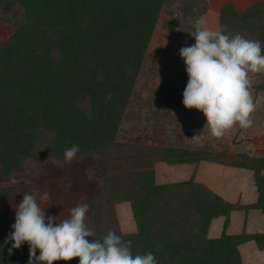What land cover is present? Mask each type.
I'll return each instance as SVG.
<instances>
[{
    "label": "trees",
    "instance_id": "obj_1",
    "mask_svg": "<svg viewBox=\"0 0 264 264\" xmlns=\"http://www.w3.org/2000/svg\"><path fill=\"white\" fill-rule=\"evenodd\" d=\"M170 3L0 0V21L16 27L9 39L0 38V226L12 220L2 202L36 193L37 178L23 177L28 163L41 172L49 164L71 165L84 175L87 222L97 239L115 231L132 241L133 255L151 252L158 264H243L239 246L251 241L264 251V233L227 234L234 211L264 214V156L119 140L162 12L175 35L183 19L194 17L193 7L189 16L176 17ZM218 19L221 32L258 40L264 49V1L244 10L228 3ZM74 144L80 153L66 164L63 153ZM201 162L251 171L257 201L230 203L194 177L156 182L159 163L193 165L196 172ZM123 203L130 204L136 233L120 229L116 206ZM221 217L224 231L212 239L210 227ZM8 234L0 229V264H29L27 244L9 254Z\"/></svg>",
    "mask_w": 264,
    "mask_h": 264
},
{
    "label": "rangeland",
    "instance_id": "obj_2",
    "mask_svg": "<svg viewBox=\"0 0 264 264\" xmlns=\"http://www.w3.org/2000/svg\"><path fill=\"white\" fill-rule=\"evenodd\" d=\"M264 0H170V5L175 11L176 17L190 15L188 8H194V17L182 20L178 35L165 27V20L169 14L164 10L157 26L155 35L149 46L147 60L137 81L134 96L131 100V109L125 118L121 129L120 141H140L150 145L189 146L192 148H211L216 151L228 150L232 153L248 154L251 156H264V90L258 86L264 85V72H249L251 80L250 92L256 104V110L252 113L253 125L251 128H241L238 124L229 129L221 138L212 136L209 128H206V118L202 112L195 109L189 110L183 104V92L188 83V75L184 61L180 58L179 51L194 42L191 32L195 31L194 21L201 12L206 20V26L213 31H219V12L221 8L232 3L239 10L251 7L255 3ZM207 10L204 11V8ZM176 7V8H175ZM16 27L0 21V38L7 40L15 32ZM195 43V42H194ZM138 140V141H139ZM157 166V165H156ZM164 164L159 165L158 184L176 183L188 179L177 175L175 178L161 180V172ZM234 169L214 163H205L197 177L198 182L215 186L223 181L230 180ZM80 167L71 165L47 166V172L39 171L30 162L25 167V176L37 178L34 192L37 196L43 192L50 194V201L42 204L46 209V215L66 219L70 209L78 203L84 202L89 206L90 195L83 191ZM2 182H0L1 184ZM24 194L22 193L16 202H2L1 207L10 215L11 223L1 225L4 232H11L15 223V206L18 205ZM87 213V216L89 215ZM61 215V216H60ZM116 215L120 229L123 233L137 232V225L129 203L116 206ZM6 220V219H3ZM222 224V218L214 222L216 228ZM220 235L216 236L219 237ZM210 238H215L213 232Z\"/></svg>",
    "mask_w": 264,
    "mask_h": 264
},
{
    "label": "clouds",
    "instance_id": "obj_3",
    "mask_svg": "<svg viewBox=\"0 0 264 264\" xmlns=\"http://www.w3.org/2000/svg\"><path fill=\"white\" fill-rule=\"evenodd\" d=\"M194 27L191 35L195 43L179 51L188 75L184 107L202 112L205 127L216 138L237 124L251 128L256 104L250 92L249 72H264L260 41L246 39L239 33L233 36L210 30L203 16L195 19ZM79 153V145H72L63 153L64 162L71 164ZM88 174L91 179L94 173L88 170ZM49 201L48 192L39 196L24 194L15 206V223L4 241L11 243L10 255L13 249L27 244L29 264H70L77 259L79 264H158L151 252L133 255L132 241H125L115 231L97 239L87 222V203H78L69 210L68 218L61 219L46 215L42 204Z\"/></svg>",
    "mask_w": 264,
    "mask_h": 264
},
{
    "label": "crops",
    "instance_id": "obj_4",
    "mask_svg": "<svg viewBox=\"0 0 264 264\" xmlns=\"http://www.w3.org/2000/svg\"><path fill=\"white\" fill-rule=\"evenodd\" d=\"M220 31V30H219ZM264 155V154H263ZM251 156V155H250ZM260 157V156H256ZM205 163L210 162H201L195 172V168L193 165H178V166H170L166 163H159L156 167L161 164H164L161 174V180L167 178H175V176L180 175L184 178L179 179H188L190 180L194 177V180L198 182L197 177L200 173V169ZM215 164V163H214ZM227 167V166H225ZM232 168V167H229ZM234 169V173L229 181L222 182L218 185L211 186V184H205L215 193L223 197L230 203H239L240 205H251L257 201L258 192L257 187L255 185L253 173L249 170L245 169ZM156 178L158 182V170L156 168ZM183 180V181H188ZM181 181V182H183ZM200 183V182H198ZM204 184V183H203ZM222 218V224H218L217 227H214V222L219 221ZM217 220H214L210 230V233L213 232L216 236L220 235L217 238H220L225 226V218L221 217ZM230 223L227 229V234L229 235H238L245 231L247 234H255V233H264V214L258 210H251L246 213L244 211H234L230 216ZM239 251L242 257L243 264H264V251L258 249L256 243L254 241L245 243L239 246Z\"/></svg>",
    "mask_w": 264,
    "mask_h": 264
}]
</instances>
